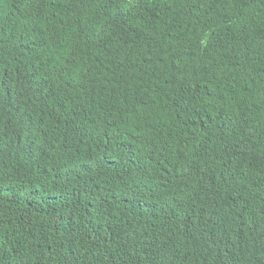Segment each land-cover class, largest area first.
Listing matches in <instances>:
<instances>
[{
	"label": "trees",
	"instance_id": "16d2710c",
	"mask_svg": "<svg viewBox=\"0 0 264 264\" xmlns=\"http://www.w3.org/2000/svg\"><path fill=\"white\" fill-rule=\"evenodd\" d=\"M0 264H264V0H0Z\"/></svg>",
	"mask_w": 264,
	"mask_h": 264
},
{
	"label": "clouds",
	"instance_id": "9594fccd",
	"mask_svg": "<svg viewBox=\"0 0 264 264\" xmlns=\"http://www.w3.org/2000/svg\"><path fill=\"white\" fill-rule=\"evenodd\" d=\"M131 13L133 14V18H135V16H137L138 14L141 16V18L147 19V20H153L155 19V17L150 13V12H146L144 10V7H136V8H132ZM58 19H61V17L58 15ZM62 20V19H61ZM127 28L130 30L129 28V24H127L122 31H127ZM65 42L69 45H79L82 42L78 39L75 38H71L68 36V30L67 28L65 29ZM85 70H80V75L84 74ZM41 75L45 76L48 78V83L47 85H45L44 87L38 89L39 90V94L36 97H33V99L38 98L41 94L45 93L49 87H50V78L47 74L42 73ZM179 136V135H178Z\"/></svg>",
	"mask_w": 264,
	"mask_h": 264
}]
</instances>
